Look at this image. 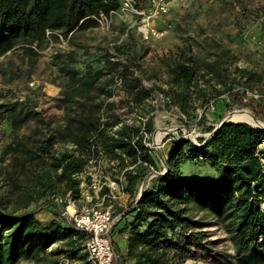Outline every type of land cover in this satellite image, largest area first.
I'll use <instances>...</instances> for the list:
<instances>
[{"label": "trees", "instance_id": "trees-1", "mask_svg": "<svg viewBox=\"0 0 264 264\" xmlns=\"http://www.w3.org/2000/svg\"><path fill=\"white\" fill-rule=\"evenodd\" d=\"M136 5L143 3L137 0ZM117 6L118 0H0V56L17 45L35 53L34 46L56 31L71 39L76 30L96 25L91 14ZM187 46H177L164 62L168 88H160L167 102L182 113L189 115L196 102L203 105L223 93L234 99L235 93L247 88L264 91V65L257 72L233 64L235 55L229 48L209 58ZM67 56L60 67L67 80L57 98L63 110L57 126L44 120L35 103L0 104V119L9 123L12 134L4 149L11 161L4 172L9 197L0 196V264L39 258L57 241L65 247L54 252L66 251L84 260L80 240L85 232L59 214L54 201L69 191L78 194L76 175L99 148L117 170L132 166L125 175L134 196L137 183L154 163L155 154L136 137L142 123L147 131L153 130L151 89L128 69L126 59L108 57L105 67L93 63L81 67L71 54ZM116 78L125 92L119 101L127 108L121 112L110 99ZM31 120L42 126L35 129L38 137L28 147L17 139L16 130ZM209 131L198 143L171 137L162 172L128 204L123 220L130 264H173L191 245L207 248L200 241V231L183 234L182 242L179 230L208 223L227 234L234 264H264V128L224 121ZM47 205L53 216L42 221L36 212Z\"/></svg>", "mask_w": 264, "mask_h": 264}, {"label": "rangeland", "instance_id": "rangeland-1", "mask_svg": "<svg viewBox=\"0 0 264 264\" xmlns=\"http://www.w3.org/2000/svg\"><path fill=\"white\" fill-rule=\"evenodd\" d=\"M141 3L146 4L147 0H141ZM168 6L164 17L155 20V27L162 32L157 38L144 39L136 29V16L128 13L114 15L108 27L96 23L78 29L71 39L58 31L49 33L43 43L34 46L35 53L30 52L27 46L17 45L0 56V104L11 101L24 105L35 103V108L42 111L44 120L52 121L57 126L63 116L57 98L67 80L60 69L61 61L71 54L81 67L89 63L105 67L109 57L111 61L126 59L128 69L140 77L146 88L151 89L154 103L151 112L154 121L152 134L160 132L164 135L162 140H165L157 151L158 156L154 157V163L150 164L154 169H162V165L166 164L171 137L198 143L200 137L209 136V127L216 128L222 119L245 120L264 127V91L256 88L237 92L234 99L223 93L211 100L214 107L210 102L199 105L198 101L189 115L168 103L165 92L161 90L168 88L164 62L172 57L177 46L189 45L195 54H207L209 58H213V54L221 52V49L229 48L230 53L235 55L233 64L260 71L264 65V0H169ZM58 54L62 58H57ZM124 97L125 92L115 87L110 99L117 102L119 112L127 108L119 101ZM227 102L230 105L225 106ZM2 108L0 105V111ZM40 125L38 121L27 122L16 130L17 139L33 147V140L38 137L34 131ZM10 129L9 123L0 119V196L4 200L9 197L4 172L11 159L4 149L12 136ZM104 167L113 174L117 171V167L109 162H105ZM79 198V203L84 204L83 199ZM10 206L8 204L7 208ZM36 216L42 221L49 220L53 216L50 205L39 208ZM189 231H200V241L207 248L191 245L189 250L177 255L173 264H234L233 246L219 225L208 223L199 229H180V241H184L183 234ZM83 241L84 238L80 240L83 246L80 253H85ZM56 247L64 248L65 245L57 241L41 257L20 259L17 264H87L86 257L83 260L71 257L66 251L56 253ZM126 259L132 261L128 256Z\"/></svg>", "mask_w": 264, "mask_h": 264}, {"label": "built area", "instance_id": "built-area-1", "mask_svg": "<svg viewBox=\"0 0 264 264\" xmlns=\"http://www.w3.org/2000/svg\"><path fill=\"white\" fill-rule=\"evenodd\" d=\"M136 3L137 0H118L116 8H111L107 12L99 10L91 16L101 27H108L114 15L130 13L136 16V29L144 39L159 37L162 32L155 27V20L164 17L168 12L169 0H147L142 6ZM120 82V78H116L114 86L119 87ZM210 105L214 107L211 102ZM152 131H147L142 123L136 137H140L148 150L158 156L157 151L165 143V140H162L164 135L160 132L152 134ZM105 162H109L113 167L115 165L105 151L99 148L89 157L85 168L76 175L80 179L78 194L72 196L69 191L64 198L55 200L64 207L62 215L66 220L75 228L85 232L83 245L87 264H118L111 228L121 214L117 212L118 206L128 197L125 169L132 166L117 170L113 174L105 170ZM160 172L162 169H154L149 165L145 177L136 185L134 200ZM79 197L84 200V204L79 205ZM61 202L65 204L62 205Z\"/></svg>", "mask_w": 264, "mask_h": 264}, {"label": "crops", "instance_id": "crops-1", "mask_svg": "<svg viewBox=\"0 0 264 264\" xmlns=\"http://www.w3.org/2000/svg\"><path fill=\"white\" fill-rule=\"evenodd\" d=\"M127 187L128 186H126V189H127ZM127 192H128V195H127L128 197L125 201H123V203L121 205L118 206V208H117L118 213H122V211L119 212V210H121V209H123V211L126 210L128 204L134 198V194L130 190L127 189ZM79 205H81V203H79ZM123 216L120 217L119 219H117L112 225V228H111L112 241H113L114 249L118 255V264H130V262H131L130 260H128V259L125 260V258H126L125 251H126L128 233H127V230L125 228L122 229L124 227ZM51 246H49V247L51 248Z\"/></svg>", "mask_w": 264, "mask_h": 264}, {"label": "water", "instance_id": "water-1", "mask_svg": "<svg viewBox=\"0 0 264 264\" xmlns=\"http://www.w3.org/2000/svg\"><path fill=\"white\" fill-rule=\"evenodd\" d=\"M224 121H230V122H247V121H243V120L222 119L221 122L219 123V125H220L222 122H224ZM247 123H249V122H247ZM219 125H218V126H219ZM254 126H256V125H254ZM258 127H259V126H258ZM261 128H264V127H261ZM54 204H55V206H56V208H57L59 214L62 215V214L64 213V207H62L61 205H59L56 201H54ZM129 210H130V208L124 210V211L120 214V217H122L124 214H126ZM120 217H119V218H120Z\"/></svg>", "mask_w": 264, "mask_h": 264}, {"label": "bare ground", "instance_id": "bare-ground-1", "mask_svg": "<svg viewBox=\"0 0 264 264\" xmlns=\"http://www.w3.org/2000/svg\"><path fill=\"white\" fill-rule=\"evenodd\" d=\"M231 116H232V115H231ZM235 116H236V115H235ZM235 116H234V117H235ZM234 117H233V118H234ZM237 119H238V118H237ZM244 121H245V120H244ZM256 125H257V124H256Z\"/></svg>", "mask_w": 264, "mask_h": 264}]
</instances>
